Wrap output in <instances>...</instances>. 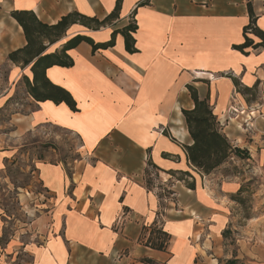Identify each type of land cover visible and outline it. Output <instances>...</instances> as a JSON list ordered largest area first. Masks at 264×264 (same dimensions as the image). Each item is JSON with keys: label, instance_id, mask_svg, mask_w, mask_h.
Masks as SVG:
<instances>
[{"label": "crops", "instance_id": "1", "mask_svg": "<svg viewBox=\"0 0 264 264\" xmlns=\"http://www.w3.org/2000/svg\"><path fill=\"white\" fill-rule=\"evenodd\" d=\"M118 2L117 17L105 26L73 24L47 48L55 50L76 34L107 42L114 31L137 25L134 53L118 32L112 46L94 51L83 41L68 51L73 66L46 70L71 93L77 111L27 94L21 129L67 131L79 140L80 157L58 158L59 143L50 148L52 158L37 162L43 191L34 221L38 242L12 240L6 252H24L30 264H39L45 253L54 264H121L126 252L164 264H220L227 230H239L242 256L264 264V205L238 224L241 211L232 196L243 181L222 173L223 165L205 174L190 163L185 145L192 138L182 113L194 106L192 85L201 98L209 97L232 144L264 158V49L243 54L233 48L245 39L248 3L264 30V0H0L50 24L73 11L102 20ZM10 22L11 49L23 47L22 27ZM25 75L32 79L30 65L14 64L10 80L17 84ZM236 81L242 89L258 83L257 98H247ZM12 156L0 149V174ZM186 172L194 189L179 179ZM162 183L172 187L176 202L162 201ZM155 227L170 235L165 250L147 246Z\"/></svg>", "mask_w": 264, "mask_h": 264}, {"label": "rangeland", "instance_id": "2", "mask_svg": "<svg viewBox=\"0 0 264 264\" xmlns=\"http://www.w3.org/2000/svg\"><path fill=\"white\" fill-rule=\"evenodd\" d=\"M12 12L0 4V149H8L13 153L6 170L0 174V264H30L31 259L26 253L14 252L9 255L6 247L12 240L16 245L38 242L37 225L34 221L37 218V209L41 207L43 191L38 178L37 162L52 158L50 148L58 146L59 143L58 158L66 161L78 159L80 142L73 134L54 127L34 128L29 131L21 129L23 125L20 123V113L28 109V89L24 79L12 84L14 71L10 80V71L14 64L24 68L22 63H15L9 58V54L15 50L11 49L13 30L6 28L7 25L10 26L11 20H15ZM257 96L258 88L246 97L254 99ZM221 171L226 176H237L243 181L242 195L246 200L239 202L241 218H238V224H244L243 217H248L252 213L251 209H260L264 205V158L232 157L223 164ZM237 234L241 235L239 230L235 234L227 230L226 238L222 240L220 264H228L226 261L230 258L234 264H255L252 258L242 256L244 252H240L242 246ZM54 244V241L50 243L53 249ZM55 254L58 258L62 257L58 251ZM123 255L125 259L121 264H150L143 260L144 257L133 256L129 252ZM236 255L239 258L235 261L232 257ZM53 259L51 253H45L39 264H54Z\"/></svg>", "mask_w": 264, "mask_h": 264}, {"label": "trees", "instance_id": "3", "mask_svg": "<svg viewBox=\"0 0 264 264\" xmlns=\"http://www.w3.org/2000/svg\"><path fill=\"white\" fill-rule=\"evenodd\" d=\"M248 9L250 21L244 27L245 39L241 44L233 45L234 49L239 50L243 54H249L250 49H264V30L257 25V17L254 14L251 3H248ZM118 10L119 2L115 10L102 20L96 16H86L77 11H73L62 16L56 23L52 24L40 20L32 10H14L12 17L22 27L26 44L23 47L13 50L9 54V58L15 63H22L23 67L30 65L32 79L26 75L23 77L27 85L28 93L37 101L51 100L56 104L66 103L73 111H77L76 101L71 93L64 87L53 83L47 77L46 70L52 66H73L74 60L68 51L83 41L90 43L94 51L112 46L115 35L118 32L122 33L125 38L126 50L134 53L137 50L134 47L135 39L132 33L136 31L137 25L131 22L123 29L114 31L111 40L107 42L97 43L86 35L76 34L67 39L55 50L47 51V48L62 39L71 25L80 24L96 30L117 17ZM251 35L257 37L259 41H255ZM45 41H48L47 45ZM235 84L238 90L245 91L246 93L256 90L258 86V83H256L253 87H245L242 89L237 81ZM188 89L194 106L189 109L183 108L182 113L192 138V144L185 145L187 158L190 163L199 171L209 174L232 157L251 158L247 150L232 144L223 132L218 117L209 102V97L201 98L198 89L192 85H189ZM189 177L191 175L186 172L179 179L183 180L188 188L194 189V181H189ZM243 191L244 186L242 185L232 198L243 203L246 200L242 195ZM152 235H154V239L150 237L147 241V246L157 250H165L169 244L170 235L158 227L152 229ZM143 260L150 264H164L148 257H144ZM228 264H234V261H228Z\"/></svg>", "mask_w": 264, "mask_h": 264}, {"label": "built area", "instance_id": "4", "mask_svg": "<svg viewBox=\"0 0 264 264\" xmlns=\"http://www.w3.org/2000/svg\"><path fill=\"white\" fill-rule=\"evenodd\" d=\"M159 191L162 194V201H164L165 203H171V202H176V193L174 191H172V187L169 185H163V183L161 185H159Z\"/></svg>", "mask_w": 264, "mask_h": 264}]
</instances>
